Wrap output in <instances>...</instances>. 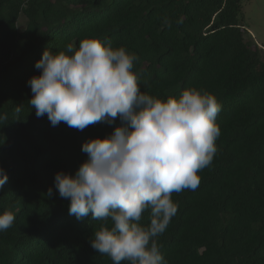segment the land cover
Returning a JSON list of instances; mask_svg holds the SVG:
<instances>
[{
  "label": "trees",
  "instance_id": "trees-1",
  "mask_svg": "<svg viewBox=\"0 0 264 264\" xmlns=\"http://www.w3.org/2000/svg\"><path fill=\"white\" fill-rule=\"evenodd\" d=\"M240 1L0 0V115L8 118L0 122L8 175L0 211L15 214L0 231V264H113L89 242L111 221L70 216L54 175H75L87 159L82 143L110 135L119 119L80 131L53 126L28 104L43 51L78 48L89 37L139 57L133 71L142 92L165 99L196 88L221 105L212 164L195 190L172 194L178 210L157 237L168 264H264V60L247 38ZM149 217L145 211L141 223Z\"/></svg>",
  "mask_w": 264,
  "mask_h": 264
},
{
  "label": "clouds",
  "instance_id": "clouds-1",
  "mask_svg": "<svg viewBox=\"0 0 264 264\" xmlns=\"http://www.w3.org/2000/svg\"><path fill=\"white\" fill-rule=\"evenodd\" d=\"M65 48L45 49L35 63L40 74L28 81V104L36 116L80 131L117 119L120 124L108 136L83 142L87 159L75 175L55 173V188L69 201L70 216L82 220L91 214L94 221H111V227L101 224L89 242L113 264H168L157 237L178 210L172 194L195 190L198 173L212 164L221 105L196 88L165 99L142 92L133 71L139 57L110 41L89 37L78 48L71 43ZM7 119L0 115V122ZM7 182L0 169V189ZM46 196H53L51 187ZM145 211H150L147 225L141 223ZM14 220L11 210L0 211V231Z\"/></svg>",
  "mask_w": 264,
  "mask_h": 264
},
{
  "label": "rangeland",
  "instance_id": "rangeland-1",
  "mask_svg": "<svg viewBox=\"0 0 264 264\" xmlns=\"http://www.w3.org/2000/svg\"><path fill=\"white\" fill-rule=\"evenodd\" d=\"M240 4V18L248 31L247 38L262 48V58L264 60V0H241ZM24 26L25 18L21 15L17 28L21 30Z\"/></svg>",
  "mask_w": 264,
  "mask_h": 264
}]
</instances>
